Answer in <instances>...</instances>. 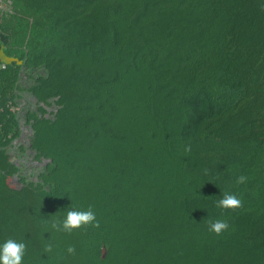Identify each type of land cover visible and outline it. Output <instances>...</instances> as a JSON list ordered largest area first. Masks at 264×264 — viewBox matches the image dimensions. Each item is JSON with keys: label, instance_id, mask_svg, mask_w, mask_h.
Listing matches in <instances>:
<instances>
[{"label": "trees", "instance_id": "1", "mask_svg": "<svg viewBox=\"0 0 264 264\" xmlns=\"http://www.w3.org/2000/svg\"><path fill=\"white\" fill-rule=\"evenodd\" d=\"M10 1L0 240H25L24 264H264V0ZM24 69L60 107L26 115L50 161L13 188ZM224 191L242 206L217 208ZM73 205L99 226L53 228Z\"/></svg>", "mask_w": 264, "mask_h": 264}, {"label": "clouds", "instance_id": "2", "mask_svg": "<svg viewBox=\"0 0 264 264\" xmlns=\"http://www.w3.org/2000/svg\"><path fill=\"white\" fill-rule=\"evenodd\" d=\"M247 177L240 175L237 178V183H243ZM243 204L242 199L235 193L224 191L215 205L220 209H236ZM99 220L96 218V213L93 207L89 205L86 210L80 209L76 206L65 207L62 217H57L53 221L52 227L58 231H65L71 233L74 229H79L82 226L91 225L93 227L99 226ZM209 231L220 234L225 229H228L229 223L226 219L209 220ZM52 245H46V250L50 251ZM27 252V243L23 239H16L14 237H7L0 240V264H24V257ZM68 253L75 252V246L70 245L67 248Z\"/></svg>", "mask_w": 264, "mask_h": 264}, {"label": "rangeland", "instance_id": "3", "mask_svg": "<svg viewBox=\"0 0 264 264\" xmlns=\"http://www.w3.org/2000/svg\"><path fill=\"white\" fill-rule=\"evenodd\" d=\"M32 73L33 72L30 69H24V71L21 74L20 84H19V88L17 90L18 97H17V102H16V106L18 104L20 105L21 111H15L17 116L19 115L20 119H22V117H23V119H22V121H23L22 123L24 125L23 131H24L26 139L23 137L20 140V142H22V141L24 142L26 140L28 142V145H30L29 141H28V135L30 134V130H29V127L26 126L27 122H25V121H28L26 115H29L30 113L31 114L32 113H35V114L40 113L41 115H44L49 119H53L55 117L59 107H60V105L56 103V98H51V100L49 102H41V101L37 100V98L31 92V86H33L36 83L35 82L36 75L37 74L38 75L39 74L44 75L45 72L44 71H38L35 73V75ZM41 107H43L46 112H42ZM25 148L29 149L31 147H25L24 146L21 149V151L24 152ZM33 160H35V159H32V161ZM42 165H43V160L41 161V159L38 161H34L32 164L30 162V166H27V167H29L28 170H30V171H28L25 168V169L20 171V175L27 174L28 175V176H26L27 180H34L37 182V181H39L38 176L36 177V175L39 171L38 167H41ZM21 181L18 178L12 177V176L9 177V179H8L10 186L13 188L21 187L22 186Z\"/></svg>", "mask_w": 264, "mask_h": 264}, {"label": "built area", "instance_id": "4", "mask_svg": "<svg viewBox=\"0 0 264 264\" xmlns=\"http://www.w3.org/2000/svg\"><path fill=\"white\" fill-rule=\"evenodd\" d=\"M2 1H4V3H2ZM0 10H9V8L11 7V1L10 0H0ZM2 65H4V62H2ZM12 110L13 111H21V108H20V105L18 104L17 106H16V104L15 105H13L12 107ZM18 118H19V126H20V136H18L17 138H15L13 141H12V143H11V145L9 146V150H8V152H9V154H10V160L16 165V166H18L19 167V172L18 173H16V174H14V175H12V177H16V178H18L20 181H21V177H25L26 179H27V177L26 176H28L27 174H24V175H20V171L21 170H23V169H29V167H27V166H30V162H31V164L34 162V161H38V160H40V159H37L36 157H35V154H36V152L32 149V147H31V143H32V137H33V134H34V131H33V128H32V126H31V124L29 123V122H27V121H25V122H27V124H26V126H28L29 127V130H30V134L28 135V141H29V144L30 145H28V142L25 140L24 142L22 141V142H20V140L24 137L25 138V134H24V131H23V121H22V119H23V117H22V119H20V117H19V115H18ZM26 139V138H25ZM31 147V148H25V150H24V152L23 151H21V149L23 148V147ZM32 159H35V160H33L32 161ZM43 160V165L41 166V167H38V169H39V171L43 168V167H45L47 164H48V162L50 161V159H47V158H45V157H42L41 158V161ZM33 168V167H32ZM28 171H30V170H28ZM38 171V172H39ZM11 177V176H10ZM36 177H37V175H36ZM9 179V178H8ZM28 181H30V180H28ZM21 183H22V181H21ZM22 185H23V183H22Z\"/></svg>", "mask_w": 264, "mask_h": 264}, {"label": "crops", "instance_id": "5", "mask_svg": "<svg viewBox=\"0 0 264 264\" xmlns=\"http://www.w3.org/2000/svg\"><path fill=\"white\" fill-rule=\"evenodd\" d=\"M1 3V2H0ZM2 3H4V1H2ZM1 11V10H0ZM7 34L6 33H3L1 30H0V59H5V55H4V48H5V45H6V42H7Z\"/></svg>", "mask_w": 264, "mask_h": 264}]
</instances>
